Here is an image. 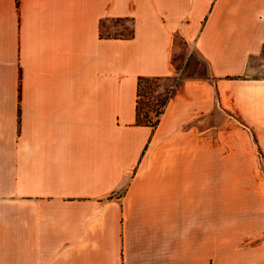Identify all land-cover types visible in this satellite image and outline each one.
Instances as JSON below:
<instances>
[{"label": "crops", "instance_id": "0c3cea01", "mask_svg": "<svg viewBox=\"0 0 264 264\" xmlns=\"http://www.w3.org/2000/svg\"><path fill=\"white\" fill-rule=\"evenodd\" d=\"M191 50L214 80L136 126L138 78ZM263 58L264 0H0V264H264V199L228 180L255 169L214 165L264 160Z\"/></svg>", "mask_w": 264, "mask_h": 264}, {"label": "rangeland", "instance_id": "374dc122", "mask_svg": "<svg viewBox=\"0 0 264 264\" xmlns=\"http://www.w3.org/2000/svg\"><path fill=\"white\" fill-rule=\"evenodd\" d=\"M106 26L109 27L110 31H113V25L108 23ZM122 26L124 28H126L127 30H129L130 28V24L128 22L123 23V24H118L115 28H116V32L119 33L122 31ZM184 48L182 47L181 50H176L175 51V55L176 58H181L183 56L184 53ZM189 59V62L187 64V61ZM187 64V65H186ZM203 60L202 57L195 52L194 50L189 51L187 60L184 64H182L181 69L180 70V74H183L185 77L187 74H191V73H195L198 71H202L203 69ZM250 77H264V58L262 60H254L250 63ZM162 87H165L166 89L169 88V86L171 85L170 81H163L161 82ZM165 96V90L163 89H159L155 94H154V98L155 99H159L162 100L163 97ZM145 100V99H143ZM146 102V101H144ZM149 102H152L153 104H155L154 100H150ZM222 116H218L217 113L214 112V119H213V123L214 125H219L220 123V119ZM202 125H199V127L201 128ZM219 133V130L213 129V133L212 136L215 138L217 136V134ZM231 137H236L237 136V132L235 130H230V135ZM215 140V139H214ZM235 140V139H234ZM229 150L226 151L225 147H223V149L219 146L218 143H216L214 141V154H217V156L220 158L221 155H223V158L226 157L228 155V160H224L223 161V165L221 166V162L218 161H214V165L218 168H228V169H236V168H253L254 170V175L255 176H249V177H237V176H232L229 177V183L236 185V184H245V185H250L255 186L256 188H258V190H260V194L262 196V198L264 199V160L257 155V162L256 164L253 163L251 160H238V153L236 152L237 149V145H230ZM227 159V158H225ZM261 215L262 217H264V201H261Z\"/></svg>", "mask_w": 264, "mask_h": 264}, {"label": "trees", "instance_id": "16d2710c", "mask_svg": "<svg viewBox=\"0 0 264 264\" xmlns=\"http://www.w3.org/2000/svg\"><path fill=\"white\" fill-rule=\"evenodd\" d=\"M16 4H18V0H16ZM127 21L124 19H116L111 23L114 27L118 24L126 23ZM103 28V26H102ZM122 31L117 33L116 30L113 33H104L102 30L100 31V36L105 37L107 39H122L127 40L132 38L133 30L130 26L129 30L122 26ZM203 60V59H202ZM189 59L187 61V64ZM203 69L202 71H198L195 73L187 74L183 77V74H180L181 68L177 70V73L170 78H146L139 77L137 80V100H136V108H135V125L136 126H146L155 128L158 124L159 117L163 114L166 105L172 95V92L176 85L184 79H202L212 81L214 80L209 73L208 65L203 60ZM186 64V65H187ZM170 81L171 85L168 89L162 87L161 82ZM165 90V96L162 100L155 99L154 94L159 90ZM145 99V100H143ZM150 100H154L155 104L149 102ZM146 101V102H144Z\"/></svg>", "mask_w": 264, "mask_h": 264}]
</instances>
